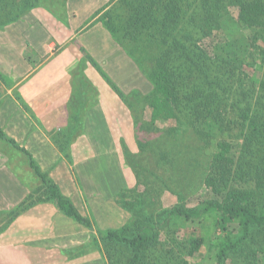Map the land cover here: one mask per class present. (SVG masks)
<instances>
[{"label":"trees","instance_id":"16d2710c","mask_svg":"<svg viewBox=\"0 0 264 264\" xmlns=\"http://www.w3.org/2000/svg\"><path fill=\"white\" fill-rule=\"evenodd\" d=\"M51 6L55 5L50 0H0V31L30 12L54 16ZM231 8L237 10L236 23L255 30L253 35H227L222 24L224 19V24L234 21ZM98 16L116 53L102 64L103 69L108 70V63L123 55L127 61V73L121 76L124 84L129 88L140 84L128 91L130 98H144L142 111L150 109L154 122L174 120L193 141L187 150L179 148L173 153L179 162L183 155L190 159L186 171L174 169L177 189L170 191L176 204L156 221L155 212H145L153 202L150 193H156L155 180L162 178L148 164L135 189L142 199L136 204L139 209L124 207L133 214L145 212L141 222L131 220L118 230L99 228L98 236L105 246L118 243L125 249L129 256L122 264H191L190 258L202 254L207 258L212 253L216 264H263L259 254L264 253V75L258 78L251 65L260 58L264 70V0H108ZM38 18L46 21L44 16ZM45 27L50 30L52 26ZM102 77L120 96L128 94L119 90L108 72L103 71ZM4 81L0 73V89ZM85 87L80 86L82 91ZM233 126L241 128L239 140H230ZM178 131L154 133L152 142L141 143L142 153L154 156L158 145L161 150L180 146ZM0 139L26 155L39 181L30 198L9 211L12 221L17 216L11 214L17 215L20 209L28 211L36 202L54 201L68 218L93 228L33 155L1 127ZM240 145L236 156L235 148ZM156 162V168H161ZM203 189L218 197L199 196L188 202Z\"/></svg>","mask_w":264,"mask_h":264},{"label":"rangeland","instance_id":"374dc122","mask_svg":"<svg viewBox=\"0 0 264 264\" xmlns=\"http://www.w3.org/2000/svg\"><path fill=\"white\" fill-rule=\"evenodd\" d=\"M50 1L55 5L54 7L51 6L54 16H51L52 14L45 15L46 12L43 15L42 13L37 15L30 12L23 16L22 19L28 21L26 26L29 27L31 26L30 22L34 21L35 18L40 19L38 18L39 16H44L46 21L44 23L41 21L42 24H50L52 26L50 28L51 39L56 37L59 40H64L61 41L64 43L63 45L65 43L67 45L62 46L60 44L58 47L55 46V49H48L45 54L42 53L43 56H40L35 49L27 45L25 57L24 55H18L17 57L8 53V46L14 42L13 39L16 37H11L10 34L14 32L20 22L9 26L4 31H0V73L5 77L6 81L2 83L0 89V109L6 105L10 98L21 104L19 100L21 98L23 110L25 111L26 109L28 110L27 112L30 113L32 111L31 113L35 114L36 107L32 104V101H26L16 89L18 79L24 76L19 66L27 63L26 60L30 66L35 68V66L41 65L51 58V60L54 59L55 63L57 62V67L56 65H50V67L63 69V65L66 63L67 69L72 70L67 73L73 78L72 85L78 84V86L75 85V89H79V92L76 90L73 93L75 96L74 100H78V96L80 100V103L77 101L79 106L74 108V112H77L78 115L73 114L71 124L66 123V118L58 119L59 121L55 120V122L51 121L47 124L49 128L52 127L54 130L53 133L49 134L52 143L63 150V157L72 167V178L68 180L63 179L64 181L61 180L59 189L63 196L72 201L82 216L91 220L93 228L79 224L65 215V217H62L65 222L60 227L65 231L64 234L55 231L51 232V230L48 233H42L41 231L38 233L17 231L19 229L13 230L10 233L9 231H7L8 233L1 231L7 225L12 226L14 222L12 221L13 217H9L8 214L18 209L20 204L30 198V194L39 185V181L34 176V173L31 172L26 155L23 152L17 151L11 144L2 142L0 139V214L1 212L5 213V215H0V264L5 263L3 259L9 254L10 247L21 246L26 238L34 242L26 247L23 246L24 250H22L24 253L21 252L30 264H122L129 256L128 253L125 252V249H121L118 243H115V245L110 243L108 246H105L101 237L98 236L97 232L99 228L103 231L118 230L131 220H134V222L139 220L141 222L142 218L140 217L145 212L150 211L155 212L153 216L156 221L160 217V214H164L166 210H170L177 202V198L170 191V189H177L176 180L173 179V174L176 176L177 172H174V169L180 167V172H182V169L186 171L188 168L187 164L190 162L189 157L185 159L184 155L180 157V162L177 161L176 158L174 159L173 153L177 152L179 148L187 150L189 144L193 143V141L190 140L187 131L181 128L180 124L174 120L157 119L154 122L151 119L152 112L150 109L142 111L145 107L144 98L139 97L138 100L130 98L132 97L130 94L132 88L138 87L140 84L130 85V88L124 84L122 79L124 76L122 78L121 76L125 72L127 73V66L125 65L127 61L123 55L116 58L115 63H108V71L102 67V64H104L102 62L105 60L94 59L93 61L81 44L76 41V38L70 40V36L72 33H76L79 30L78 28L88 30L92 27L93 23H97L99 16L96 17V15L106 6L108 0ZM230 10L234 21L224 24V19L222 24L225 27L224 30L227 35L233 38L253 35L255 30L243 28L239 23H236L237 10L233 8ZM47 44L48 42L46 46ZM70 45L72 55L70 58L68 56V62H65L64 55L66 52L62 51ZM113 50H115V47ZM61 52L64 54L61 55ZM114 54L116 53L113 52L112 55ZM22 59L23 61H21ZM256 61L255 65H251V70L258 78H263L264 70L260 67L261 60L259 58ZM60 69L56 75L47 76V80L51 82L56 81V78L57 81L59 78L63 79L66 76L65 72L67 69L64 71H60ZM103 71L108 72L109 77L118 83V88L121 92L128 94L120 96V94L112 89L106 79L102 77ZM75 73H78V77L81 79L79 82L76 81L77 75L74 77ZM135 81L138 82L139 80ZM81 85L86 86L85 91H82ZM10 90L11 92H9ZM66 92H68L66 89L54 91L53 93L46 91L44 99L48 97L47 95L51 94L53 99L56 96L59 100L68 94ZM99 105L104 106L107 112V123L100 124V128H105L107 132L109 131L110 133L108 134L111 135L112 139L111 137L106 139V145L103 149L108 153H106L105 159L98 157L99 155L94 156L92 159V155H87V152L92 149L93 143L91 144L92 140H88L86 136L88 126L84 117L87 114L84 112L90 109L92 111L96 106L99 107ZM259 107H261V104ZM14 110L13 107H5L0 112V118H2L0 120L6 123L9 122V115L15 114L13 113ZM41 114L35 115L39 116ZM35 118L39 119L38 117ZM51 118L49 116L50 120ZM5 119L8 121H5ZM35 124L42 127L40 123ZM172 129L175 131L179 130L176 136L177 139L179 138L180 146L174 144L161 150V145H158L159 147L154 149L156 152L154 156L142 153L141 143L143 145L144 143L152 142L149 139L151 138L152 140L154 138V133L170 131ZM240 131L241 128L239 126H233L232 132L234 137L230 140H235V138L239 140ZM5 133L11 137L16 134L13 132ZM23 139L18 138L16 140H20V144L22 145ZM194 141L199 148H202L197 140ZM30 149L32 150V148ZM235 150H237L236 156H238L241 151V145L238 149L235 148ZM158 152H161L162 156H159L158 162H156ZM165 152H168V156H166ZM95 158H97L96 164L93 162ZM154 162L162 164V167L157 169ZM148 164H151V168L155 169L152 171L161 175V179L164 181L161 179L155 180L156 193H150L153 202L148 203L150 206H147L148 208H146L145 212L133 214L126 211L124 207L129 208L134 205L133 209L135 211L139 209L136 208V204L142 199L138 197L139 194L135 189L139 178H142L141 175L143 176V167L148 166ZM149 180L151 181L152 179ZM185 181L186 179H183L181 182ZM199 196L207 200L218 197L211 191L203 189L196 197H190L188 202H194ZM39 198L41 199L43 196ZM42 203L45 202H36L30 209L38 208V205ZM3 210H9L10 212H4ZM23 210L20 209L17 215L11 214V216H17L16 218H18L29 211ZM6 217L9 219H5ZM53 225L55 224L51 218L49 228L55 229ZM185 225L189 230H192L193 226L189 225V223ZM208 234L206 230L203 231L205 238ZM64 239L65 241H63ZM68 239L70 240L68 241ZM183 240H186V238H183ZM214 257V253L210 254L207 258L203 254L201 256L197 255L194 258H190V263L216 264ZM259 260L264 264V253L259 254Z\"/></svg>","mask_w":264,"mask_h":264},{"label":"crops","instance_id":"0c3cea01","mask_svg":"<svg viewBox=\"0 0 264 264\" xmlns=\"http://www.w3.org/2000/svg\"><path fill=\"white\" fill-rule=\"evenodd\" d=\"M19 22L20 23L18 24L14 32L10 34L11 37H16L15 39H13L14 42L12 43V45L8 46V53L10 55H14L17 57L18 55H24L25 57L27 45L35 49V51L40 56H43L42 53L45 54L48 49L51 50L55 46L58 47L60 44H62V46L67 45V43L63 45L64 43L61 42L64 40H59L56 37H53V39H51L52 35L50 33V30L46 28V24H42L39 19L35 18L34 21L30 22L32 27L26 26L28 21H25V19H22ZM78 29L79 30L76 33H72V35L70 36V40L76 38V41L81 44L84 50L91 56L92 60L103 59L105 60L102 62L104 64L110 61L112 53L115 52V50H113L114 41L112 40L108 31L102 26V24L98 22L93 23L92 27L88 30L83 28ZM21 37L23 38L21 39ZM15 42L18 43V45H16ZM47 42L48 44L46 46ZM71 51V45L62 51L64 53L66 52V54L64 55L65 62L67 61L68 56L69 58L71 57ZM62 52L61 55L64 54ZM21 61H23V59ZM26 62L27 63L24 62L25 64L23 66H19V68L21 69V73L24 74V76H22L21 79H18L16 89L20 92V96L26 99V101H32V104L36 107V112H34L35 114H42L38 116L32 114V111L30 112V114L25 108V111L23 110L22 105L19 104L18 101H13V99L10 98L6 105L2 106L0 112L3 111L5 107L10 106V108L13 107L15 109L13 112L15 114L9 115L10 119L8 118L9 122L7 123L0 120V127L5 132L16 133L13 135V137L9 136L11 138H14L15 140L18 138H24L21 142L23 146L20 144V140L16 141L33 155L42 171L48 173L49 177L55 182L58 187H60L59 185L61 180H68L69 178H72V167L70 163L67 162L63 157V150L52 143L49 134L53 133L54 130L52 129V127L49 128V125L47 123L51 121L55 122V120L59 121L58 119L61 118H66V123H72L73 114L78 115L77 112H74V108L78 107V103H80L79 96L78 100H74L75 96L73 94L74 91L76 92V90H79L75 89V85L78 86V84L72 85L73 78L70 74L67 73L72 70L67 69L68 66L66 65V63L63 65V69H60L53 66L50 67V65H56L57 67V62L55 63L54 59L51 60V58L41 65L35 66V68L30 66L27 60ZM59 69L60 71H64L67 69L65 72L66 76L63 79L59 78V80L57 81L56 78V81L51 82L47 80V76L56 75ZM76 75L78 77V73H75L74 77H76ZM77 77L76 81L79 82L81 79ZM89 82L91 83L90 80ZM63 89L68 90V92H66L68 94L64 95L61 99L58 100L56 96H54L53 99V96L51 94L47 95L48 97L44 99V93L46 91L53 93L54 91H61ZM9 92H11V90ZM28 96L30 97L28 98ZM41 96H43V98H41ZM84 113L87 114L86 116L84 115L88 126L86 136L88 140H92H90L91 144L93 143V146H91L92 149L87 152V155H92V159L97 155H99L98 157H102L105 159V157L107 156L106 153L108 152H106L103 148L106 145V139L110 138L111 135L108 134L110 132H107L105 128H100V124L107 123L106 109L104 106L102 107V105H99V107L96 106L92 111L91 109L89 111L85 110ZM49 116L50 118H53H51L50 120ZM35 117H38L39 119ZM8 120L5 119V121ZM35 123H40L42 127L36 126ZM30 148H32V150ZM93 162L96 164L97 158H95ZM62 176L63 178H61ZM3 211L5 212L9 210ZM62 217H65V215L60 211L57 203H42L38 205V208L30 209L27 213L16 218V220L12 223V226L7 225L8 228L4 233H8L7 231H9L10 233L13 230L16 231L17 229H19L17 231H28L30 233H38L41 231L42 233H48V231L51 230V232L55 231L64 234L65 231H63V228H60L61 224L65 222V220H63L64 218ZM51 218L53 219V222L55 224L53 225L55 229L49 228ZM69 240L70 239H68V241ZM63 241H65V239ZM30 243L34 242L26 238L21 246L10 247L11 250L8 251L9 254L3 259V261H5L4 264H30L27 258L22 254L24 253V247L30 245Z\"/></svg>","mask_w":264,"mask_h":264}]
</instances>
